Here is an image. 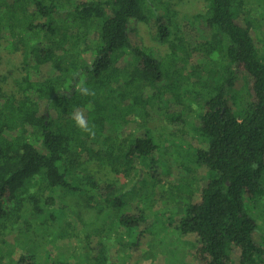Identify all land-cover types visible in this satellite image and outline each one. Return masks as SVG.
I'll return each instance as SVG.
<instances>
[{"label": "trees", "instance_id": "16d2710c", "mask_svg": "<svg viewBox=\"0 0 264 264\" xmlns=\"http://www.w3.org/2000/svg\"><path fill=\"white\" fill-rule=\"evenodd\" d=\"M202 1L197 19L207 36L185 44L170 0H0V51L22 56L18 96L0 93L1 242L30 227V216L54 218L62 191L110 215L112 228L134 232L132 251L157 233L161 210L151 222L152 209L174 204L182 212L176 230L198 238V264H264V61L253 6ZM151 22L159 43L172 45L163 58L142 46L138 26ZM80 83L95 95L77 92ZM191 96L203 102L197 147L188 129ZM151 107L166 117L167 137L128 118L142 110L148 119ZM74 110L94 135L76 127ZM168 156L179 161L175 174ZM113 177L125 182L117 186ZM96 225L93 234L101 233ZM90 235L86 261L115 264ZM3 258L0 264H67Z\"/></svg>", "mask_w": 264, "mask_h": 264}, {"label": "rangeland", "instance_id": "374dc122", "mask_svg": "<svg viewBox=\"0 0 264 264\" xmlns=\"http://www.w3.org/2000/svg\"><path fill=\"white\" fill-rule=\"evenodd\" d=\"M170 2H173V9L176 11L174 21L184 31L186 39L183 42L194 43L202 41L207 35L198 24L199 19H197V16L205 11V2L202 0H170ZM250 2L253 6L252 16L256 21L255 33L260 43L259 54L264 61V0H250ZM138 34L142 46L148 52H151L154 57L163 58L169 53L172 46L170 45L171 43H159L156 27L153 22L150 24H140L138 26ZM176 34L179 36V33L175 31L174 35ZM172 40L176 43L178 42L175 37ZM21 61L22 56L19 52L5 53L0 51L1 94L17 95V83L22 77L19 70ZM194 61L203 62L204 59L195 57ZM236 84L237 89L244 88L242 80H239ZM189 102L191 103V110L193 112L187 117L189 121L188 129L192 138L191 144L197 147L199 146V142L195 132L196 111H199V105H203V102L194 96L190 97ZM145 114L147 115L148 111L143 113L141 110L136 114L130 115L128 118L130 120H137L141 124L146 123L156 137L158 135L159 137H167L169 126L164 114L156 111V107L149 109L150 117L148 119ZM129 128L133 129V126L130 125ZM172 150L173 148L170 149V152ZM179 152L182 154L180 161L183 162V156L186 153L178 148ZM174 154L176 153L174 152ZM176 158H178V155H176ZM166 160L168 161L169 169H171L170 172L173 171L171 174H175L179 161L171 156L166 157ZM173 177L174 175L169 177L168 175L164 176L166 181L172 180ZM202 179L203 177H201ZM110 182L118 186L122 185L125 181L122 178L113 177ZM199 185L200 183L198 182L196 190H199L201 187ZM183 197L182 193H178V199L182 201V204L187 199ZM52 208L55 210L54 218L50 217L48 219L44 216H30V227L26 228L22 226L21 231L13 232L2 239L4 240L3 242L0 241V255L5 258H3L4 260H8L11 257L17 259L22 254H30L42 261L55 260V262H66L67 264H105L102 260L99 262H87L86 257H84L87 251H89V249L84 247L86 244L85 235L91 234L88 242L91 245L102 242L104 246L101 247L104 250L103 254L115 264H198L195 259L197 236L193 234L180 235L176 230L182 216L181 205L180 208L178 205V212L174 204H169L166 207L167 209H162L161 205L154 210L152 209L149 213L151 222L155 220L153 211L161 210L159 211L161 212L160 220L157 226H155L157 233L153 236L152 234L147 235L141 240L139 247L134 251L131 249V243L136 238V234L134 232L127 233L122 229L119 231L118 224H115V227L112 228L113 218L109 219L110 215L107 213L101 216L97 215V210L94 207H86L81 196L61 191L59 197H56L55 205ZM251 212L254 213L255 209L250 210ZM255 214L261 215L263 214V210L257 208ZM96 220H98L97 225ZM86 223L90 226H86ZM91 225L93 227L96 225V228L100 229L101 233H97L102 235L103 239L97 233L93 234L95 230ZM148 233H151V231ZM119 241L127 244V247L120 246Z\"/></svg>", "mask_w": 264, "mask_h": 264}, {"label": "clouds", "instance_id": "9594fccd", "mask_svg": "<svg viewBox=\"0 0 264 264\" xmlns=\"http://www.w3.org/2000/svg\"><path fill=\"white\" fill-rule=\"evenodd\" d=\"M77 92H79L81 95L88 96V95H95V92L90 90L89 88L85 87L83 83H80L76 86L75 89ZM71 118L73 119L76 127H78L81 131L88 133L89 135H94V129L93 127H90L84 113L80 110H74L72 113Z\"/></svg>", "mask_w": 264, "mask_h": 264}]
</instances>
